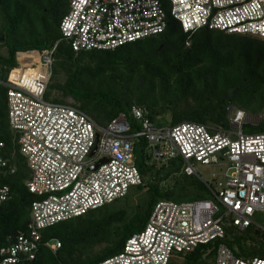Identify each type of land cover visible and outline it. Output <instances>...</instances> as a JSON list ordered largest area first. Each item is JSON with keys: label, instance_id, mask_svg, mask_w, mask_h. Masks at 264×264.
Returning <instances> with one entry per match:
<instances>
[{"label": "built area", "instance_id": "1", "mask_svg": "<svg viewBox=\"0 0 264 264\" xmlns=\"http://www.w3.org/2000/svg\"><path fill=\"white\" fill-rule=\"evenodd\" d=\"M168 15L184 33L208 27L264 39V0H69L61 40L49 50L17 54L18 65L0 85L7 88L10 129L31 174L27 189L36 200L29 233L0 248V264L33 260L44 229L124 199L142 186L136 154L141 139L148 161L153 156L179 161L187 176H199L196 164L224 167L223 182L216 190L199 176L210 199L159 201L143 230L99 264H170L176 254L214 243L215 264H264V258L235 256L223 242L230 228L255 227L264 247V228L255 221L264 214V132L244 133L245 112L238 111L228 130L193 122L160 128L133 106L101 126L73 104L45 99L59 43L75 52L115 50L164 33ZM3 148L0 139V153ZM7 166L0 156V175L10 171ZM9 197L10 188L0 184V204ZM49 248L56 253L61 243Z\"/></svg>", "mask_w": 264, "mask_h": 264}, {"label": "trees", "instance_id": "2", "mask_svg": "<svg viewBox=\"0 0 264 264\" xmlns=\"http://www.w3.org/2000/svg\"><path fill=\"white\" fill-rule=\"evenodd\" d=\"M68 11L69 0H0V48L8 53L7 58L0 53L1 81H6L18 65V53L49 50L61 40L60 24ZM52 71L46 98L54 91L59 94L53 97L56 103L66 104V99L72 98L102 126L137 106L147 112L146 118L154 125L163 117L171 127L193 122L228 130V109L232 107L263 115L259 124H244L243 128L264 132L261 38L208 27L184 33L181 24L168 15L164 33L115 50L75 52L61 42L54 53ZM15 76L17 72L11 79ZM61 76L63 83L58 81ZM0 139L4 143L0 156L7 161V168L14 170L0 175V184L10 188L9 199L0 204V248H4L29 233L36 197L26 186L31 174L10 129L7 88L3 85ZM145 145L146 140L141 139L136 146L142 186L124 199L44 229L35 258L21 257L16 264H99L120 253L125 242L143 230L159 201L202 198L192 196L190 190L205 186L194 176L185 175L181 162L149 165ZM55 241L61 248L53 253L49 244ZM216 245H200L190 253L176 254L170 264H178L177 259L183 264H214Z\"/></svg>", "mask_w": 264, "mask_h": 264}, {"label": "rangeland", "instance_id": "3", "mask_svg": "<svg viewBox=\"0 0 264 264\" xmlns=\"http://www.w3.org/2000/svg\"><path fill=\"white\" fill-rule=\"evenodd\" d=\"M1 46V45H0ZM0 53L1 56L4 58L8 57V53L5 50V48H0ZM1 73V71H0ZM65 80L64 76H61L60 79L58 80L59 82L63 83ZM58 92L54 91L52 96L48 99L45 97V99L49 102H54L53 97L58 96ZM66 104H73L75 107V102L73 101L72 98H67L66 99ZM238 111L233 109H228V117L230 120V125L232 124V121L236 118ZM243 124H251V125H257L259 124L262 119L263 115H250L248 113L243 114ZM155 125L157 127L161 128H168L171 127L172 124L167 122L163 117L157 118L155 120ZM101 124V123H100ZM102 126V125H101ZM245 134H251V133H258L259 130H256L252 127L246 126L243 129ZM155 157L153 156L152 158L149 159V165L151 164H157L158 167L160 166H165L169 165L170 162H167L165 159H154ZM179 162V161H178ZM176 163L178 166L180 165L179 163ZM175 164V165H176ZM182 168V164H181ZM195 169L197 171V174L206 182L212 185L214 189H219L218 188V183H222L224 179V174H225V168L224 167H218V166H205L201 164H196ZM197 175H194V178L197 180L201 181L203 185L206 187V184L204 181ZM30 179V178H29ZM202 190L199 188H194L190 190V193L192 196H201L202 198L200 199H210L212 198L211 193L209 189L206 187ZM135 189L131 190V193L134 192ZM196 199V198H195ZM165 201V200H162ZM255 221L257 224L262 226L264 228V214L263 213H258L255 216ZM261 230H257L255 227H251L250 229L241 232L236 228H230L227 231L226 234V239L223 241L225 244L228 245V247L233 251L235 256L237 257H245V258H254V257H260L264 258V247L261 245ZM216 256V255H215ZM177 257V256H175ZM177 261L178 264H183L182 259H177L174 260ZM216 261V257H215ZM214 261V264H215Z\"/></svg>", "mask_w": 264, "mask_h": 264}, {"label": "water", "instance_id": "4", "mask_svg": "<svg viewBox=\"0 0 264 264\" xmlns=\"http://www.w3.org/2000/svg\"><path fill=\"white\" fill-rule=\"evenodd\" d=\"M162 158V157H161Z\"/></svg>", "mask_w": 264, "mask_h": 264}]
</instances>
